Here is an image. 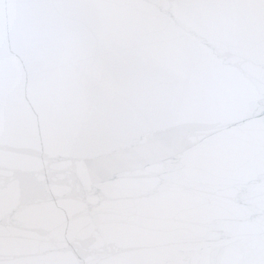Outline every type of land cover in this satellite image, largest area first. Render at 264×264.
Masks as SVG:
<instances>
[{
    "label": "water",
    "instance_id": "95a60500",
    "mask_svg": "<svg viewBox=\"0 0 264 264\" xmlns=\"http://www.w3.org/2000/svg\"><path fill=\"white\" fill-rule=\"evenodd\" d=\"M0 264H264V0H0Z\"/></svg>",
    "mask_w": 264,
    "mask_h": 264
}]
</instances>
